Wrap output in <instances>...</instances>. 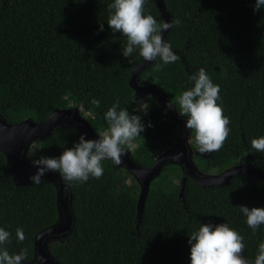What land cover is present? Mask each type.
I'll return each mask as SVG.
<instances>
[{
  "label": "trees",
  "instance_id": "1",
  "mask_svg": "<svg viewBox=\"0 0 264 264\" xmlns=\"http://www.w3.org/2000/svg\"><path fill=\"white\" fill-rule=\"evenodd\" d=\"M112 2L0 0V115L11 124L40 123L54 110L75 107L99 134L107 127L105 112L118 98L121 108L152 125L129 149L136 165L148 168L175 147L180 129L153 95L137 98L129 86L143 59L138 50L122 55L126 38L107 25ZM163 2L171 21H181L164 38L180 59L160 72L154 71L160 61L151 62L137 74L138 83L156 85L175 104L193 86L190 76L204 68L220 87L217 103L230 120V133L220 151L201 155L190 132L192 162L204 174L244 162L264 172V152L251 149V140L264 136V8L254 12L255 0ZM145 14L162 20L155 0H146ZM93 98L100 101L98 108ZM140 99L143 104L136 102ZM78 137L60 124L30 145L28 159L58 157ZM103 166L101 178L67 184L72 231L49 246L61 264H190L188 236L201 223L228 224L243 237L244 257L254 261L264 225L253 232L236 207L264 208V184L258 179L235 176L228 185L207 188L187 179L180 197L182 171L168 163L151 181L139 220L135 178L111 160ZM42 180L38 186L14 183L0 151V227L12 234L10 253L27 249L22 264L34 258L36 234L58 219L55 185ZM17 228L24 230L23 242L16 239Z\"/></svg>",
  "mask_w": 264,
  "mask_h": 264
},
{
  "label": "clouds",
  "instance_id": "2",
  "mask_svg": "<svg viewBox=\"0 0 264 264\" xmlns=\"http://www.w3.org/2000/svg\"><path fill=\"white\" fill-rule=\"evenodd\" d=\"M146 0H113L108 5L109 17L107 25L113 33H120L126 38L122 50L124 57H130L138 50L139 56L146 62L159 60L154 64V71L160 72L168 64L177 62L180 58L172 51V45L165 41L162 33L179 26V19L171 23L157 21L152 15L145 14ZM264 8V0H255L253 11ZM103 31V24L99 27ZM192 87L182 91L166 107H175L178 114L186 117L185 127L191 130L196 149L199 154H210L222 149L230 133V120L224 115L220 101V87L214 84L204 68L190 76ZM137 103L142 100H136ZM91 104L100 106V101L93 98ZM178 105V107L176 106ZM145 108L148 106L145 104ZM145 111L144 113H146ZM49 119H58L52 113ZM107 127L99 132L98 139H86L81 134L78 141L70 148H65L58 157L40 156L33 159L31 164L36 168L35 174L28 179L32 185H40L48 172L59 173L66 184L85 183L89 178L99 179L104 174L103 162L111 160L120 165L125 154V147H131L132 142L141 138L146 127H152L149 122L145 125L140 115L130 114L120 107L117 98L104 114ZM4 129L0 128V132ZM35 129L30 134H33ZM8 138H14L9 131ZM191 142V141H190ZM251 149L264 152V136L251 140ZM183 153H177L172 158L179 160ZM222 183V181H217ZM240 213L246 218L247 226L255 232L264 225V208L238 206ZM11 233L0 227V264H22L27 258V249L12 254L7 245L11 243ZM15 236L18 242L26 239L23 228H17ZM190 245V264H264V242L257 249L254 261H249L243 255L245 245L243 237L228 224H200L198 231L188 236Z\"/></svg>",
  "mask_w": 264,
  "mask_h": 264
},
{
  "label": "water",
  "instance_id": "3",
  "mask_svg": "<svg viewBox=\"0 0 264 264\" xmlns=\"http://www.w3.org/2000/svg\"><path fill=\"white\" fill-rule=\"evenodd\" d=\"M155 4L159 10L160 18L164 22L171 23L170 14L166 10L163 0H155ZM167 32L168 30L162 33L163 38H165ZM150 63L142 60L132 70L129 86L137 98H141L146 94L153 95L157 103L178 125L180 135L175 147L158 155L155 162L148 168L137 166L130 156L129 148H125L122 163L117 167L126 169L139 184L140 191L136 204L138 219L141 218L151 181L168 163H176L182 171L180 197L183 195V188L187 179H191L203 188L228 185L235 176L256 178L264 184V172L254 168L250 162L232 166L215 175L204 174L197 169L192 162V150L188 145L191 130L185 127L186 118L180 116L174 107L171 109L166 107L169 100L161 88L154 84L138 83L137 74ZM52 113L58 117L55 121L49 119ZM60 124L71 127L78 135L86 134V139H98V134L93 130L91 124L81 116L79 108L75 107L54 110L40 123L26 119L20 123L11 124L0 115V128L4 129L3 132H0V151L5 156L7 170L14 183L26 184L31 182L28 178L35 174L36 168L32 166L31 161L26 162L28 149L33 142L49 137ZM33 129H35V132L30 134ZM9 131L14 133V138L11 140L8 138ZM177 153H183V158L174 160L172 157ZM44 177L49 178L55 185L58 219L55 224L36 234L34 238V258L25 264H61L52 255L48 242L55 239H62L58 241L62 242L71 233L73 227L74 219L68 185L62 180L59 173L48 172ZM217 181H222V183Z\"/></svg>",
  "mask_w": 264,
  "mask_h": 264
},
{
  "label": "rangeland",
  "instance_id": "4",
  "mask_svg": "<svg viewBox=\"0 0 264 264\" xmlns=\"http://www.w3.org/2000/svg\"><path fill=\"white\" fill-rule=\"evenodd\" d=\"M141 100V99H140ZM140 104H143V102H140ZM191 141V142H190ZM193 140L192 139H189L188 140V145H189V147H190V149L192 150L193 149ZM132 148V146L131 147H129V149H131ZM28 157H29V151L27 152V156H26V162H30L29 161V159H28ZM158 157V156H157ZM156 157V158H157ZM213 175H215V174H213ZM62 239H55V240H51V241H49L48 242V246L51 244V243H53V242H55V241H61Z\"/></svg>",
  "mask_w": 264,
  "mask_h": 264
}]
</instances>
